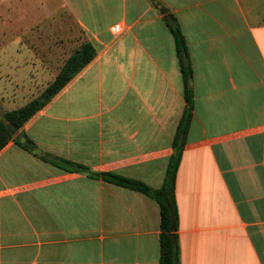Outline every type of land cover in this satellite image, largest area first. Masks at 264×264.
I'll use <instances>...</instances> for the list:
<instances>
[{
  "label": "crops",
  "instance_id": "obj_1",
  "mask_svg": "<svg viewBox=\"0 0 264 264\" xmlns=\"http://www.w3.org/2000/svg\"><path fill=\"white\" fill-rule=\"evenodd\" d=\"M57 18L95 56L12 135L58 166L13 140L0 151V264H159L158 204L91 175L162 186L185 109L168 22L193 95L174 182L180 264H264V0H0V116L33 99L24 75L54 74L39 46Z\"/></svg>",
  "mask_w": 264,
  "mask_h": 264
},
{
  "label": "trees",
  "instance_id": "obj_2",
  "mask_svg": "<svg viewBox=\"0 0 264 264\" xmlns=\"http://www.w3.org/2000/svg\"><path fill=\"white\" fill-rule=\"evenodd\" d=\"M168 27L175 40L176 54L180 64L184 86L185 109L178 123L177 131L172 142L174 151L168 161L162 186L160 189L155 190L141 182L113 174H103L101 176L92 174L91 176L139 192L154 200L159 206L160 214L159 264H180L179 246L176 234L177 209L174 199V182L182 158L187 131L192 119L193 95L188 85L190 70L187 66L188 55L184 38L176 24L168 22ZM94 56L95 50L93 46L87 42L83 43L81 47L67 59L55 79L48 84L38 97L28 102L22 108L4 113L0 116V151L8 144V142L13 140L19 148L40 161L58 166L48 155L37 153L34 143L25 135L20 134L13 138V136L7 131L6 124H12L17 129H20L40 109L46 106L83 67L90 63ZM21 138L25 139L23 143L20 142Z\"/></svg>",
  "mask_w": 264,
  "mask_h": 264
},
{
  "label": "rangeland",
  "instance_id": "obj_3",
  "mask_svg": "<svg viewBox=\"0 0 264 264\" xmlns=\"http://www.w3.org/2000/svg\"><path fill=\"white\" fill-rule=\"evenodd\" d=\"M28 5H33V1H28ZM51 22L48 21L47 25L46 23L44 24L42 45L39 46V50L54 56V60L49 58H44L43 60L44 68L51 66L54 74L50 75L44 71V74L40 75L38 71L34 72L32 70L30 74L24 75L23 78H27L28 82L30 80L31 83H34L31 91L27 93L28 98L30 96H32L33 99L38 97L48 84L55 79L67 59L79 49L83 43H86L82 38L81 32L67 19L57 18ZM34 46L33 43L28 44V48L32 51H34ZM31 63H34V61ZM2 74H0V91L6 80V77ZM24 74L27 73L24 72Z\"/></svg>",
  "mask_w": 264,
  "mask_h": 264
},
{
  "label": "built area",
  "instance_id": "obj_4",
  "mask_svg": "<svg viewBox=\"0 0 264 264\" xmlns=\"http://www.w3.org/2000/svg\"><path fill=\"white\" fill-rule=\"evenodd\" d=\"M122 28L119 25L112 26L109 31L112 34L113 37H116L120 34Z\"/></svg>",
  "mask_w": 264,
  "mask_h": 264
},
{
  "label": "water",
  "instance_id": "obj_5",
  "mask_svg": "<svg viewBox=\"0 0 264 264\" xmlns=\"http://www.w3.org/2000/svg\"><path fill=\"white\" fill-rule=\"evenodd\" d=\"M6 128L10 135H14L17 132V128L12 124H6ZM21 142H24V139H21Z\"/></svg>",
  "mask_w": 264,
  "mask_h": 264
}]
</instances>
